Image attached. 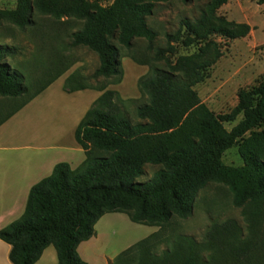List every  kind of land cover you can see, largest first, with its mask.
Instances as JSON below:
<instances>
[{"label": "trees", "instance_id": "trees-1", "mask_svg": "<svg viewBox=\"0 0 264 264\" xmlns=\"http://www.w3.org/2000/svg\"><path fill=\"white\" fill-rule=\"evenodd\" d=\"M169 1L112 0L103 6L96 0H16L13 10H0V21L21 29L33 25L34 12L81 21L80 29L70 34V46L96 54L98 67L91 79L107 80L84 85L76 71L65 79L66 92L86 88L102 92L74 133L85 159L76 169L65 162L56 164L48 177L31 187L22 215L0 229L12 264H35L50 245L56 264H87L77 247L95 235L96 223L108 213L159 228L110 264H264V129L257 131L264 123V75L255 86L237 92V104L227 114H214L194 90L223 55L214 38H245L251 28L218 14L227 0H206L198 18L182 19L174 33L165 35L166 46L155 49L157 34L146 19L156 5ZM257 4L264 5V0ZM135 39H144L153 56H128L149 68L137 83L145 101L135 108L138 121L133 123L122 108L131 101L107 87L123 77L117 45L131 51ZM177 46L194 51L175 57ZM15 52L16 48L0 44V97L7 107L8 99L28 93L18 71L7 62ZM63 73L8 108L0 123ZM239 117L230 130L224 127ZM234 146L242 160L237 167L223 162L225 152ZM146 165L161 168L151 179L136 182ZM210 182L226 185L233 206L244 209L247 234L237 222L227 220L212 222L201 242L179 234L165 236L172 218L191 215L195 198ZM257 237L263 238L262 244ZM161 244L168 247L157 254Z\"/></svg>", "mask_w": 264, "mask_h": 264}, {"label": "rangeland", "instance_id": "rangeland-1", "mask_svg": "<svg viewBox=\"0 0 264 264\" xmlns=\"http://www.w3.org/2000/svg\"><path fill=\"white\" fill-rule=\"evenodd\" d=\"M96 1L103 6L112 2V0ZM205 3L206 0H190L187 3L181 0H170L156 5L153 14L146 19L148 26L157 34L154 48H164L165 35L174 33L182 19L198 18ZM15 5L16 0H0V10H13ZM218 14L229 21L245 23L251 27L249 35L245 38L229 41L219 37L214 38L219 43L223 55L209 71L207 79L194 87L200 100L214 114H227L237 104V92L240 89L255 86L263 78L264 5H258L257 0H227ZM33 22L32 26L21 29L8 21H0V44L16 48L14 56L8 57L7 62L12 69L18 71L23 85L28 87L27 95L13 101L8 99L7 108L16 107L28 96L33 95L39 87L63 72L55 88L58 84L62 85L64 79L74 71L83 78L84 85L107 82L104 78H99L97 81L91 79L98 67L96 54L84 47L70 46V34L80 29L81 21L56 20L49 15L34 12ZM146 44L144 39H135L131 51L117 45L121 53L125 78L116 90L124 96L132 95L134 90L132 88H137L133 73L135 74L134 69L138 66L128 56L133 54L142 58L146 55L151 58L153 52L146 50ZM193 51V48L177 46L175 57L190 54ZM175 57L170 59L174 60ZM157 66L163 67V63H157ZM129 101L131 102H127L122 108L132 122L136 123L138 120L135 116V108L145 99ZM240 119L241 117L232 124H224V127L230 130ZM263 129L264 123L257 131ZM223 162L225 165L234 167L242 165L237 146L225 152ZM159 168L161 167L146 165L144 174L135 181L145 182L151 179ZM243 210L233 206L232 195L226 185L210 182L195 198L191 215L187 219L172 218L164 235L169 237L179 234L201 242L212 222L222 223L233 220L241 226L245 236L247 222L242 213ZM158 229L133 223L122 213H108L96 223L95 235L89 241L83 242L77 251L80 258L87 264H110L117 255ZM257 242L259 245L262 244L263 238L259 237ZM167 247V244H161L156 253L160 254ZM50 248L54 250L52 246Z\"/></svg>", "mask_w": 264, "mask_h": 264}, {"label": "crops", "instance_id": "crops-1", "mask_svg": "<svg viewBox=\"0 0 264 264\" xmlns=\"http://www.w3.org/2000/svg\"><path fill=\"white\" fill-rule=\"evenodd\" d=\"M131 61L138 66L133 73V79L138 83L149 68ZM61 76L0 123V229L22 215L29 190L48 177L56 164L65 162L71 169H76L85 159L74 133L102 92L96 88L66 92L64 82L68 76L62 85L58 84L55 88ZM124 78L123 71L122 81L117 85H109L107 89L118 92L116 88ZM132 89L133 94L130 96L118 92L120 98L126 101L139 99L141 94L138 87ZM5 103V98L0 97V121L9 112ZM2 243L0 240V264H12L8 258L10 246ZM51 246L43 251L35 264H56V252L55 249L51 250Z\"/></svg>", "mask_w": 264, "mask_h": 264}]
</instances>
